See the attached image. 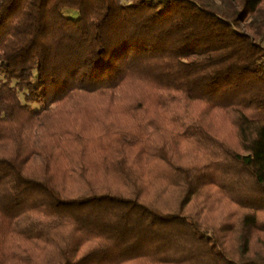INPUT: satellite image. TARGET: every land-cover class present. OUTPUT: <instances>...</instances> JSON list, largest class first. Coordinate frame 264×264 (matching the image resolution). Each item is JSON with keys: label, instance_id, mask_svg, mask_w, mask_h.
Listing matches in <instances>:
<instances>
[{"label": "trees", "instance_id": "trees-1", "mask_svg": "<svg viewBox=\"0 0 264 264\" xmlns=\"http://www.w3.org/2000/svg\"><path fill=\"white\" fill-rule=\"evenodd\" d=\"M0 73V264H264V0H0Z\"/></svg>", "mask_w": 264, "mask_h": 264}, {"label": "rangeland", "instance_id": "rangeland-1", "mask_svg": "<svg viewBox=\"0 0 264 264\" xmlns=\"http://www.w3.org/2000/svg\"><path fill=\"white\" fill-rule=\"evenodd\" d=\"M72 12H74L75 14L77 13V11H75L74 9L71 10ZM2 77V74L0 73V78Z\"/></svg>", "mask_w": 264, "mask_h": 264}]
</instances>
